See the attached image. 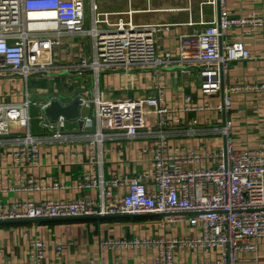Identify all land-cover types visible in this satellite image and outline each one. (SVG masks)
Listing matches in <instances>:
<instances>
[{
	"label": "built area",
	"instance_id": "1",
	"mask_svg": "<svg viewBox=\"0 0 264 264\" xmlns=\"http://www.w3.org/2000/svg\"><path fill=\"white\" fill-rule=\"evenodd\" d=\"M129 0L126 10L103 9L100 0H0V74H18L26 79L36 74L61 70L92 71L91 89H83V130L88 141L92 169L80 188L93 191L92 198L0 202V220L76 218L110 215H165L167 224L187 221L197 229L196 235L164 238L139 237L102 241L107 249L136 250L157 248L151 264H176L178 246L204 247L221 251L214 264H253L241 254L258 250L264 240V145L238 149L232 139L233 121L225 119L221 131L226 144L219 150L195 151L171 142L167 127L175 110L165 102L163 82L156 83L157 94L146 98H104L99 75L104 70H122L134 76L140 68L173 65H201L202 88L208 95L222 93L215 106L220 113L232 109L233 95L238 92L264 94V82L249 85H226L224 72L230 63L251 59L252 53L241 34L230 32L251 25L264 26V16H233L227 0H199V19H193V0L175 11L189 13V26L201 29L180 35L179 51L158 54L157 34L167 23H153L141 18L145 13L166 11L152 6H136ZM140 1V0H138ZM207 8L213 20L205 19ZM38 14H47L40 18ZM78 35L90 40L80 63L59 66L54 48L62 37ZM133 87V82L129 83ZM191 100V97H188ZM40 108L39 127L51 132V138L69 140L64 134L68 121H51L42 111L44 105L32 99L20 103H0V143L6 135L17 134V147L10 152L19 167L37 166L41 162L43 137L33 133L31 107ZM90 110L85 114L84 110ZM210 110V106L197 110ZM194 124L198 120L193 121ZM194 133L195 129H190ZM155 134L152 174L107 178L104 173V142L124 135L134 139L140 134ZM23 134V135H22ZM154 189H150L151 186ZM125 189V190H124ZM123 190V191H121ZM63 245L56 247L61 254ZM47 242L35 237L28 241L29 264H47ZM72 264V263H65ZM126 264V263H120Z\"/></svg>",
	"mask_w": 264,
	"mask_h": 264
},
{
	"label": "crops",
	"instance_id": "2",
	"mask_svg": "<svg viewBox=\"0 0 264 264\" xmlns=\"http://www.w3.org/2000/svg\"><path fill=\"white\" fill-rule=\"evenodd\" d=\"M228 10L233 16H264V0H227ZM135 2V1H133ZM144 1L134 4L139 5ZM153 7L165 9L145 13L141 18L153 23H167L161 26L157 34L158 54L167 51L178 53L180 35L201 29V26H189V13L175 11V7L188 6L189 0H152ZM193 19H199V0H193ZM101 6L110 11L126 10L129 0H100ZM111 6L112 8H109ZM212 10L207 8L205 19L213 20ZM230 38L241 34L249 47L252 57L248 60L230 63L224 72L226 85H249L264 82V26L252 29L251 25L230 32ZM89 50L90 40L78 35L62 37V44L54 48L55 63L59 66L78 64ZM52 72L36 74L29 79L18 74H0V103H20L27 99V92L38 105H45L46 97L52 93L69 95L78 89H91L95 77L92 71L78 73ZM201 65H173L161 68H140L132 71L134 76L122 70H104L99 75V88L104 98H146L157 94L156 83L163 82L165 102L175 110L169 115L173 121L168 127L171 142L186 146L195 151L219 150L226 144L221 131L225 119L233 121L232 139L238 149L256 148L264 145V94L238 92L233 95L232 109L220 113L215 106L222 102V93L208 95L202 88ZM133 82V87L129 83ZM87 83V84H86ZM74 88L73 91H71ZM191 97V100H188ZM210 106V110H197ZM36 119L40 108H34ZM85 114H89L90 110ZM34 115V114H33ZM198 123L194 124V120ZM33 133L43 137L41 162L37 166L17 167L9 155L16 147L17 134L6 135L0 143V202L51 200H72L92 198L95 193L80 188L84 177L92 169L89 157L88 141L84 130L76 121H68L64 134L69 140L51 138L34 123ZM195 129L190 133V129ZM23 135V134H22ZM155 134H140L134 139L122 135L104 142V173L107 178L135 176L138 173L152 174L153 154L151 149L157 144ZM150 189H154L152 185ZM125 190V189H124ZM123 191V190H121ZM189 222L167 224L166 216H139L111 218L103 220H70L42 223H19L0 225V264H29L28 241L35 237L44 239L48 244L47 264H151L157 248L136 250L107 249L101 251V243L109 239H132L139 237L164 238L196 235ZM61 243L63 251L57 253ZM176 264H214L221 251H206L204 247L178 246L175 248ZM244 262L264 264V240L259 242L258 250L241 254Z\"/></svg>",
	"mask_w": 264,
	"mask_h": 264
},
{
	"label": "water",
	"instance_id": "3",
	"mask_svg": "<svg viewBox=\"0 0 264 264\" xmlns=\"http://www.w3.org/2000/svg\"><path fill=\"white\" fill-rule=\"evenodd\" d=\"M74 88L71 90L73 91ZM83 89H78L71 94L52 93L46 97L48 101L43 107V113L53 122L64 118L67 121H76L80 128H83L84 120L82 119V99L80 93ZM157 214L145 215H110V216H87L76 218H48V219H14V220H0V225L19 224V223H42L51 221H70V220H103L111 218H125V217H139V216H153ZM159 216V214H158ZM165 216V215H160Z\"/></svg>",
	"mask_w": 264,
	"mask_h": 264
},
{
	"label": "rangeland",
	"instance_id": "4",
	"mask_svg": "<svg viewBox=\"0 0 264 264\" xmlns=\"http://www.w3.org/2000/svg\"><path fill=\"white\" fill-rule=\"evenodd\" d=\"M152 3V2H151ZM136 6H142V7H148V5H147V1H144V2H142V3H140L139 5H137V4H135ZM152 5H156V3L155 2H153L152 3ZM109 8H112L111 6H109ZM104 9V8H103ZM142 17H144V16H148V15H146V14H143V15H141ZM60 72H63V73H68L67 71H65V70H61ZM60 72H58V73H60ZM87 84V83H86ZM34 108H38V107H35V106H32L31 107V115H32V119H33V122L36 124V123H38V121H37V119H36V113H35V110H34ZM88 111L85 109L84 110V113H87ZM34 114V115H33Z\"/></svg>",
	"mask_w": 264,
	"mask_h": 264
},
{
	"label": "bare ground",
	"instance_id": "5",
	"mask_svg": "<svg viewBox=\"0 0 264 264\" xmlns=\"http://www.w3.org/2000/svg\"><path fill=\"white\" fill-rule=\"evenodd\" d=\"M47 14H38V17H40V18H43V17H45Z\"/></svg>",
	"mask_w": 264,
	"mask_h": 264
}]
</instances>
